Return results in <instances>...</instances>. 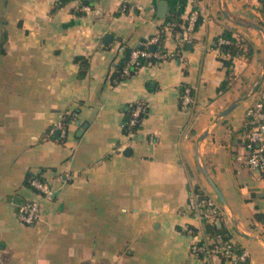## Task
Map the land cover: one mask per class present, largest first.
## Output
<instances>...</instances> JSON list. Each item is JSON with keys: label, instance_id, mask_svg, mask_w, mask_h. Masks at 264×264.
<instances>
[{"label": "crops", "instance_id": "crops-1", "mask_svg": "<svg viewBox=\"0 0 264 264\" xmlns=\"http://www.w3.org/2000/svg\"><path fill=\"white\" fill-rule=\"evenodd\" d=\"M88 1L84 11L79 0H0V264H230L191 251L208 236L188 206L195 188L216 199L221 226L250 251V264H264V177L239 159L264 78L262 1L199 0L191 43L168 31L164 48L175 57L117 83L124 49L185 18L191 3ZM226 31L243 53L220 90L230 55L215 42ZM76 57L87 59L83 77ZM185 85L196 100L187 111ZM139 100L147 116L129 142L124 111ZM59 122L64 137L50 132ZM39 172L55 194L26 225L17 208L40 198L26 184Z\"/></svg>", "mask_w": 264, "mask_h": 264}, {"label": "built area", "instance_id": "built-area-1", "mask_svg": "<svg viewBox=\"0 0 264 264\" xmlns=\"http://www.w3.org/2000/svg\"><path fill=\"white\" fill-rule=\"evenodd\" d=\"M82 10H89V6L84 4L82 0ZM191 3V10L187 16L181 21H169L166 24V31H169L177 41L178 45H185L191 43L192 33L195 31L199 22V12L197 5L199 0H189ZM163 31V30H162ZM151 37L146 42L144 49H134L131 53L130 65H139L141 57H156L160 60L175 57L176 54L161 53L157 49L150 50V46L159 42L161 32ZM230 40L227 38H220L219 45L229 44ZM128 73V67L125 69ZM256 97L254 102L246 110V119L248 128L243 135V142L245 146V153L239 159L243 161L245 166L252 170H258L264 177V78L259 82L255 91ZM196 103L193 88L188 85L183 86L182 98L180 106L184 111L191 109ZM134 105L132 109V116L129 121V126H135L142 123L144 117L142 113L147 110V103L145 101H136L131 103ZM123 126V125H122ZM60 130L62 136L66 135V126L64 122L54 124L50 128V132ZM138 130L130 129L126 133L128 141L131 142L136 137ZM124 146H120L118 150L122 151ZM29 186L35 190L40 196L39 199L25 200L18 204L17 213L22 223L26 225H34L41 220L42 204L41 199H52L55 191L50 187L43 177L34 176L29 182ZM189 208L206 218L207 222L221 226L222 210L219 207L216 199L207 194L206 197L200 198L194 190L191 191L188 202ZM188 232L194 233L193 230L187 229ZM191 251L195 256H216L219 259L230 264H250L251 253L248 249L239 246L232 238L228 231L220 232L214 237L207 236L204 240L196 241L192 244Z\"/></svg>", "mask_w": 264, "mask_h": 264}, {"label": "trees", "instance_id": "trees-1", "mask_svg": "<svg viewBox=\"0 0 264 264\" xmlns=\"http://www.w3.org/2000/svg\"><path fill=\"white\" fill-rule=\"evenodd\" d=\"M261 1L263 3V6H264V0H261ZM65 2H66V0H61L60 5L64 4ZM82 2L84 4H87V5L89 4L88 0H82ZM169 21H181V19L177 18V17H171V18L167 19V22H169ZM198 25H199V22L197 24V27H198ZM167 32L168 31H166V30H163L161 32L160 40L156 44V49L159 52H161V53H167V51L164 48V41L166 39ZM220 38H227V39L230 40V43L229 44H221V45H219ZM146 41L147 40H144L143 42H146ZM143 42H142V44L139 47L125 48L124 49L122 58L118 61L117 65L115 67V70H114L113 74L111 75L113 83L120 82L123 79H126V78L130 77L131 75L135 74L139 70L140 67H142L144 65L160 61V59H158V58H156L154 56L148 57V58L141 57L139 59V61H140L139 65H130L129 64L132 51L134 49H144L145 48V45L143 44ZM215 43H216V45H218L220 47V49L223 52L228 53L230 55V58H228V59L224 58L223 59L224 65L227 66V68H228V73H227L228 74V78L222 83V85L220 87V90H223V89L226 88V86H227V84L229 82L231 73H232L233 58L235 56L239 55V54H242L243 53V49L239 46V44L237 43L236 39L233 37V35H232V33L230 31L224 32L220 37H218L216 39ZM184 48H186V45L184 46ZM76 61L81 63V69H80L79 76L83 77L86 74L87 59L86 58H82V57H76ZM127 67H128V73L125 72V69ZM133 107H134V105H130L129 104L126 107L125 111H124V118H123V121H122V125H123V130H124L125 133L129 132L130 129L139 130L140 127H141V123H138L135 126H129V121H130L131 116H132ZM145 116H147V110H146V112L142 113V117H145ZM34 176L42 177V174H41V172H39V173H30L28 175V177H27V180H26V184L27 185H29V182H30L31 178H33ZM194 192L200 198H204V197L207 196L206 193H204L202 190H200L198 188H195ZM203 219H204L205 232L207 233V235L209 237H214V236H216V234H218L220 232L227 231V229H225L223 227V225L222 226H218L217 224H211V223L207 222L206 218H203Z\"/></svg>", "mask_w": 264, "mask_h": 264}, {"label": "water", "instance_id": "water-1", "mask_svg": "<svg viewBox=\"0 0 264 264\" xmlns=\"http://www.w3.org/2000/svg\"><path fill=\"white\" fill-rule=\"evenodd\" d=\"M166 12H167L166 2H162V4H161V13H160V17H165V16H166ZM150 50L155 51V50H156V46H155V45L150 46ZM263 77H264V76H263ZM258 85H259V83L257 84L256 89H257ZM232 108H233V106H231L230 108H228L227 110H225L224 112H222V115H226L230 110H232ZM82 129H83V128H82ZM202 138H203V137H202ZM202 138H201V139H202ZM129 152H130V148H127V149L125 150V153H129ZM215 190H216L217 194L219 195V197H220L221 199H223V196H222L220 190H219L216 186H215Z\"/></svg>", "mask_w": 264, "mask_h": 264}]
</instances>
